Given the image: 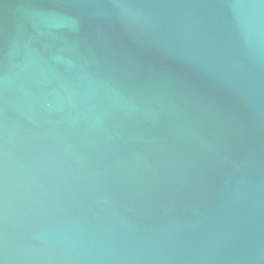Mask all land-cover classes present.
<instances>
[{
	"label": "water",
	"instance_id": "obj_1",
	"mask_svg": "<svg viewBox=\"0 0 264 264\" xmlns=\"http://www.w3.org/2000/svg\"><path fill=\"white\" fill-rule=\"evenodd\" d=\"M0 264H264V0H0Z\"/></svg>",
	"mask_w": 264,
	"mask_h": 264
}]
</instances>
